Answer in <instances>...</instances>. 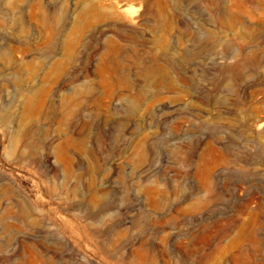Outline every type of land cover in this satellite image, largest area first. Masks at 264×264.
<instances>
[{
	"label": "rangeland",
	"instance_id": "1",
	"mask_svg": "<svg viewBox=\"0 0 264 264\" xmlns=\"http://www.w3.org/2000/svg\"><path fill=\"white\" fill-rule=\"evenodd\" d=\"M0 264H264V0H0Z\"/></svg>",
	"mask_w": 264,
	"mask_h": 264
}]
</instances>
